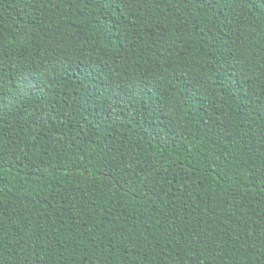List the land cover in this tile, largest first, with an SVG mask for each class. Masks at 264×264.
Here are the masks:
<instances>
[{
	"label": "trees",
	"instance_id": "1",
	"mask_svg": "<svg viewBox=\"0 0 264 264\" xmlns=\"http://www.w3.org/2000/svg\"><path fill=\"white\" fill-rule=\"evenodd\" d=\"M262 65L264 0H0V264H264Z\"/></svg>",
	"mask_w": 264,
	"mask_h": 264
},
{
	"label": "snow or ice",
	"instance_id": "2",
	"mask_svg": "<svg viewBox=\"0 0 264 264\" xmlns=\"http://www.w3.org/2000/svg\"><path fill=\"white\" fill-rule=\"evenodd\" d=\"M262 67H264V65H262ZM262 84H264V81H262ZM260 92H261L262 96H264V87L260 88ZM255 102L260 106L261 111H264V102H262V97L257 96ZM249 118H251V117H249ZM9 143H11V141H9ZM0 168H2V166H0ZM0 215H2V213H0ZM2 230H3V224L0 223V233H2ZM0 239H2V235H0ZM193 255H195V253ZM110 259H111L110 255H106V256L101 257L102 264H109Z\"/></svg>",
	"mask_w": 264,
	"mask_h": 264
}]
</instances>
